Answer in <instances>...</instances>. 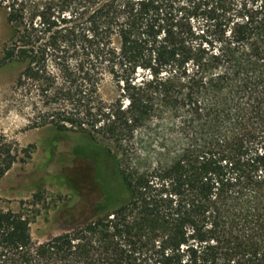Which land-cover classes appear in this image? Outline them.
I'll return each instance as SVG.
<instances>
[{"label":"trees","instance_id":"1","mask_svg":"<svg viewBox=\"0 0 264 264\" xmlns=\"http://www.w3.org/2000/svg\"><path fill=\"white\" fill-rule=\"evenodd\" d=\"M0 6L2 62L19 66L34 126L90 138L105 191L42 242L29 216L0 208V264H264V0ZM144 133L160 144L148 169ZM22 152L0 131V179Z\"/></svg>","mask_w":264,"mask_h":264},{"label":"rangeland","instance_id":"2","mask_svg":"<svg viewBox=\"0 0 264 264\" xmlns=\"http://www.w3.org/2000/svg\"><path fill=\"white\" fill-rule=\"evenodd\" d=\"M10 33L6 10L0 6V131L30 153L22 152L25 160L0 179V208L29 216L32 236L42 242L90 218L105 191L97 173V145L90 138L34 126V108L15 87L20 68L2 62ZM102 95L107 100L117 96L110 78L102 85ZM142 135L135 157L142 169H148L157 163L154 150L160 144L149 143L147 134Z\"/></svg>","mask_w":264,"mask_h":264}]
</instances>
